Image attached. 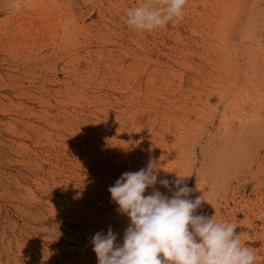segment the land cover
Listing matches in <instances>:
<instances>
[{
    "label": "rangeland",
    "instance_id": "1",
    "mask_svg": "<svg viewBox=\"0 0 264 264\" xmlns=\"http://www.w3.org/2000/svg\"><path fill=\"white\" fill-rule=\"evenodd\" d=\"M145 2L0 0V264H98L95 234L130 223L109 187L150 161L264 264V0L127 25Z\"/></svg>",
    "mask_w": 264,
    "mask_h": 264
},
{
    "label": "clouds",
    "instance_id": "2",
    "mask_svg": "<svg viewBox=\"0 0 264 264\" xmlns=\"http://www.w3.org/2000/svg\"><path fill=\"white\" fill-rule=\"evenodd\" d=\"M187 0H152L127 10V25L153 31L169 23L175 24L185 15ZM159 167L150 161L147 168L125 172L108 191L126 214L130 223L123 243L117 244V235L109 228L107 234L97 232L92 239L98 264H255L256 254L240 239L237 225L195 214L207 201L204 195L189 198L192 191L183 178L158 181ZM169 188L175 185L172 197L146 189L157 183ZM214 207V206H213Z\"/></svg>",
    "mask_w": 264,
    "mask_h": 264
},
{
    "label": "bare ground",
    "instance_id": "3",
    "mask_svg": "<svg viewBox=\"0 0 264 264\" xmlns=\"http://www.w3.org/2000/svg\"><path fill=\"white\" fill-rule=\"evenodd\" d=\"M259 121H263V119H262V120H259ZM259 121H258L257 124L260 123ZM250 124H251V123H250ZM250 124H249V125H247V124H246V125H243L242 127H244V126H246V127L249 126V128H250V127H251ZM251 125H253V124H251ZM263 125H264V123H263ZM257 126H258L260 129H261V127H262L261 124L256 125V127H257ZM256 127L252 128V129L250 128L251 131L258 130V129H255ZM263 127H264V126H263ZM238 128H241V126H239ZM238 128H237V129H238ZM244 128H245V127H244ZM244 128H243V129L241 128V129H239V130L242 132V130H244ZM237 129H236V131L233 129V130H234V131L232 130L233 132H232L231 130H230V131H231L232 133H234V132H237V131H238ZM250 129H248V128L246 129V128H245L246 131H248V130L250 131ZM262 129H263V128H262ZM230 131H229V132H230ZM249 131H248V132H249ZM231 132H230V133H231ZM238 132H239V131H238ZM241 132H240V133H241ZM244 132H245V131H244ZM244 132H243V133H244ZM240 133H239V136H237L238 133H237V134L235 133V134H236L235 138H232V137H231L232 140H228V141H241V142H243V139H244L245 135H248V134H243V137H241V140H240V135L242 136V133H241V134H240ZM250 133H251V132H250ZM230 135H231V134H230ZM238 137H239V138H238ZM248 137H249V136H248ZM231 138H230V139H231ZM242 138H243V139H242ZM249 138H250V137H249ZM233 139H234V140H233ZM235 139H238V140H235ZM246 139H247V138H246ZM249 140H250V139H249ZM244 142L246 143V141H244ZM258 204H260V203H258ZM256 205H257V204H256ZM247 206H248V205H247ZM260 207H261V206H260ZM254 209H255V208H254ZM260 209H261V208H260ZM251 212H254V211H251ZM256 213H257V215L259 216V213H261V211H260V212H254V215H256ZM245 215H246V214H245ZM246 218H247V220L250 219L248 216H247ZM245 221H246V220H245ZM249 224L252 225V222H249ZM261 226H262V225H261ZM259 227H260V226H259ZM261 233H262V232H261ZM261 233H259V234H261ZM244 236H245V234H244ZM242 237H243V236H242ZM251 242H252V245L250 244V239H249V247L252 248V250L254 251V253L256 254V257H257V259H258V258H259V254L257 253V251H256V249H255V248H257V247H254V246H255V245H254L255 243H253L252 240H251ZM257 245H258V243H257ZM259 247H261V245H260ZM262 248H263V247H262ZM260 250H262V249H260ZM260 257H261V255H260ZM257 259H256V260H257ZM255 262H256V261H255ZM263 263H264V262H263ZM256 264H257V263H256ZM258 264H259V263H258Z\"/></svg>",
    "mask_w": 264,
    "mask_h": 264
}]
</instances>
